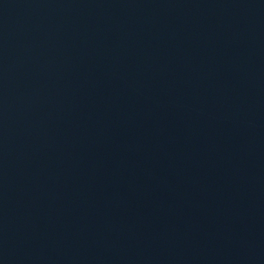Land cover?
Returning a JSON list of instances; mask_svg holds the SVG:
<instances>
[{
    "label": "water",
    "instance_id": "95a60500",
    "mask_svg": "<svg viewBox=\"0 0 264 264\" xmlns=\"http://www.w3.org/2000/svg\"><path fill=\"white\" fill-rule=\"evenodd\" d=\"M0 264H264V0H0Z\"/></svg>",
    "mask_w": 264,
    "mask_h": 264
}]
</instances>
